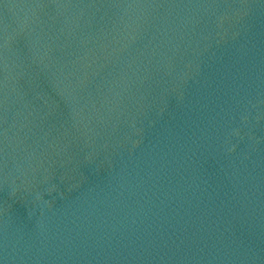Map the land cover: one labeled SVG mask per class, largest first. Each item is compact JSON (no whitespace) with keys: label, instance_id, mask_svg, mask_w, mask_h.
I'll return each mask as SVG.
<instances>
[{"label":"water","instance_id":"obj_1","mask_svg":"<svg viewBox=\"0 0 264 264\" xmlns=\"http://www.w3.org/2000/svg\"><path fill=\"white\" fill-rule=\"evenodd\" d=\"M0 264H264V0H0Z\"/></svg>","mask_w":264,"mask_h":264}]
</instances>
